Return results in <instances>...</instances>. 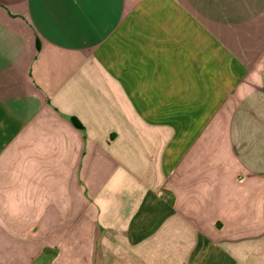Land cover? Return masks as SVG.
<instances>
[{"label": "crops", "instance_id": "crops-1", "mask_svg": "<svg viewBox=\"0 0 264 264\" xmlns=\"http://www.w3.org/2000/svg\"><path fill=\"white\" fill-rule=\"evenodd\" d=\"M0 264H264V0H0Z\"/></svg>", "mask_w": 264, "mask_h": 264}, {"label": "trees", "instance_id": "trees-1", "mask_svg": "<svg viewBox=\"0 0 264 264\" xmlns=\"http://www.w3.org/2000/svg\"><path fill=\"white\" fill-rule=\"evenodd\" d=\"M72 123H73L75 126H77V127L79 126L78 122H77L75 119H73V118H72Z\"/></svg>", "mask_w": 264, "mask_h": 264}]
</instances>
